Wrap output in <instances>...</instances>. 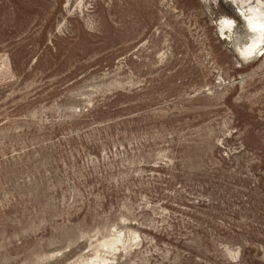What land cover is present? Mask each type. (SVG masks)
<instances>
[{
    "label": "rangeland",
    "instance_id": "rangeland-1",
    "mask_svg": "<svg viewBox=\"0 0 264 264\" xmlns=\"http://www.w3.org/2000/svg\"><path fill=\"white\" fill-rule=\"evenodd\" d=\"M252 9L0 0V264H264Z\"/></svg>",
    "mask_w": 264,
    "mask_h": 264
},
{
    "label": "bare ground",
    "instance_id": "bare-ground-1",
    "mask_svg": "<svg viewBox=\"0 0 264 264\" xmlns=\"http://www.w3.org/2000/svg\"><path fill=\"white\" fill-rule=\"evenodd\" d=\"M246 22L248 25V30L250 32V33H248V34H250V41L244 47V50L243 51L239 50V52L242 55H244V57H251V56H253V54L255 52L258 53L260 51V49H262V47H263L262 45L264 44V13H263V11L260 9H252L250 11V13L247 14ZM227 24L228 25H225V27L229 31L230 30L232 31L231 25H229V23H227ZM225 33H227V32L225 31ZM101 264H107V263L105 260H102Z\"/></svg>",
    "mask_w": 264,
    "mask_h": 264
}]
</instances>
